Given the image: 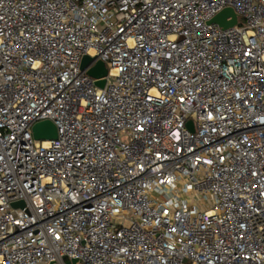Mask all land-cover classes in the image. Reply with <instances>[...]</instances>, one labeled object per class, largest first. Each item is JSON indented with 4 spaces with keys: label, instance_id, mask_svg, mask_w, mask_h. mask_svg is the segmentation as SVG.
I'll list each match as a JSON object with an SVG mask.
<instances>
[{
    "label": "built area",
    "instance_id": "2783aa9c",
    "mask_svg": "<svg viewBox=\"0 0 264 264\" xmlns=\"http://www.w3.org/2000/svg\"><path fill=\"white\" fill-rule=\"evenodd\" d=\"M0 264H264V0H0Z\"/></svg>",
    "mask_w": 264,
    "mask_h": 264
},
{
    "label": "water",
    "instance_id": "95a60500",
    "mask_svg": "<svg viewBox=\"0 0 264 264\" xmlns=\"http://www.w3.org/2000/svg\"><path fill=\"white\" fill-rule=\"evenodd\" d=\"M229 18V20H226ZM236 14L231 8H224L217 13L212 19L211 23L217 24L220 28L225 29L232 27L236 23ZM94 58L83 55L80 62V69L87 68V74L95 79L105 77L107 68L102 61H96L92 65ZM91 65V66H90ZM105 80L101 79L95 82L99 87H103ZM190 125V124H189ZM32 135L35 140H49L56 138V127L49 120H42L32 126ZM12 206H23L22 202L13 203ZM75 262V260H73Z\"/></svg>",
    "mask_w": 264,
    "mask_h": 264
}]
</instances>
